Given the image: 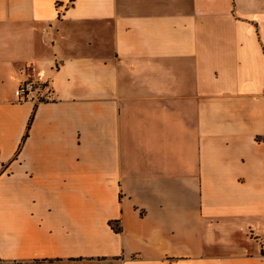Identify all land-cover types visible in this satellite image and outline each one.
Segmentation results:
<instances>
[{"label":"crops","instance_id":"0c3cea01","mask_svg":"<svg viewBox=\"0 0 264 264\" xmlns=\"http://www.w3.org/2000/svg\"><path fill=\"white\" fill-rule=\"evenodd\" d=\"M0 264H264V0H0Z\"/></svg>","mask_w":264,"mask_h":264},{"label":"built area","instance_id":"2783aa9c","mask_svg":"<svg viewBox=\"0 0 264 264\" xmlns=\"http://www.w3.org/2000/svg\"><path fill=\"white\" fill-rule=\"evenodd\" d=\"M37 83L34 81H27L21 83L14 92V95L18 103H25L27 101L34 100V96L37 93ZM53 97H48L47 100H52Z\"/></svg>","mask_w":264,"mask_h":264},{"label":"trees","instance_id":"16d2710c","mask_svg":"<svg viewBox=\"0 0 264 264\" xmlns=\"http://www.w3.org/2000/svg\"><path fill=\"white\" fill-rule=\"evenodd\" d=\"M30 125H31V122L29 123L28 129L30 128ZM115 230L118 231L119 229L115 227Z\"/></svg>","mask_w":264,"mask_h":264}]
</instances>
